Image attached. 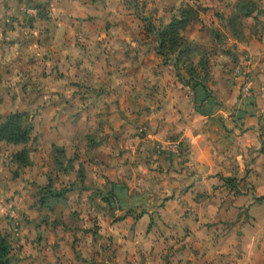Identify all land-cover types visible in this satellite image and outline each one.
<instances>
[{
	"label": "crops",
	"instance_id": "crops-1",
	"mask_svg": "<svg viewBox=\"0 0 264 264\" xmlns=\"http://www.w3.org/2000/svg\"><path fill=\"white\" fill-rule=\"evenodd\" d=\"M8 1L0 0V123L32 108L73 112L78 104L89 107L81 119L42 115L37 128L43 144L65 149L70 162L67 158L59 171L70 164L72 171L83 172L80 184L74 173L70 177L74 195L69 203H79L82 189L80 205L93 204L86 218L99 226L86 237L77 230L75 247L83 251L82 259L73 249L62 250L64 245L59 250L48 246L50 239L53 244L61 237L65 244L71 240L68 229L56 230L62 234L53 238L45 222L38 220L36 228L23 221L30 238L38 235L34 245L21 241L23 264H264V21L252 13L253 29L246 39H233L238 62L247 58L249 68L236 73L237 60L229 52L220 53L217 58L225 61L213 65L207 88L193 89L162 64L155 48L137 47L145 42L129 27L140 21L126 19L124 0L103 5L98 0H37L50 15L31 21L33 26L21 12L20 0ZM84 12L93 13L89 24L100 28L92 51L73 38L75 15ZM41 24L52 29L43 32L36 28ZM116 28L119 36L113 34ZM99 42L109 52L98 51ZM56 50L58 55L47 54ZM34 77L36 85L31 84ZM81 77L85 85L73 83ZM244 82L253 94L250 106L240 97ZM79 91L82 95L75 94ZM119 107L125 116L119 115ZM78 137L90 144L78 149ZM29 142L0 140L1 160L5 146L30 150L27 174L12 178L13 161L0 181L9 204L15 187L28 191L30 173L39 178L46 168L33 163ZM58 175V183L66 186L64 175ZM94 191L98 195L92 199L87 194ZM110 195H118V207ZM7 220L18 242L21 221Z\"/></svg>",
	"mask_w": 264,
	"mask_h": 264
},
{
	"label": "rangeland",
	"instance_id": "rangeland-1",
	"mask_svg": "<svg viewBox=\"0 0 264 264\" xmlns=\"http://www.w3.org/2000/svg\"><path fill=\"white\" fill-rule=\"evenodd\" d=\"M12 1V0H9ZM8 1V2H9ZM39 1V0H38ZM94 1V0H93ZM106 0H98V3L103 5L106 4ZM23 2V3H22ZM104 2V3H103ZM126 7V12L124 13V16L126 19H134L138 20L140 22H137L135 26H130L129 28L132 29L133 33L137 36V38L140 39V42L142 45L137 46L143 47L144 44L146 46L155 48L157 50L158 47V40L157 36L154 32L151 31V27L149 25L152 23L154 26H156L157 29H162L166 27L172 20L174 16L180 17L182 15L183 10L192 8L193 10L190 12L189 16V22L186 26V28L181 32L184 40L182 41L180 47L182 49V55H179L178 52L172 53L169 57V62H165L164 56L159 53V57L162 61V64L166 65L168 69H172L175 74H177L175 63L178 58H180V70H181V76L183 79H188L190 77V74L193 72H196L200 77H202L206 82L208 81L209 76L211 77V71L212 67L215 64H219L225 61V60H219L217 56L219 57V54L229 52L234 59L239 61V55L236 52L237 46L236 42L233 41L235 39V36L238 37L240 40H245L247 32L251 28V24L253 23L252 17H245L244 13L246 10H251L252 13L255 16L256 20L264 21L262 20V17H264V9H260L261 7H264V0H124L123 1ZM21 4V12L25 13L26 20L28 23H32V26L34 25L33 22H37L38 18L42 20L45 17H48L50 15V10L47 8H44V6H37V0H27L22 1L20 0ZM83 4H86L85 1ZM242 4H246V9H241L240 6ZM16 5L17 3L14 2ZM96 5V4H95ZM35 11L27 12L26 9L35 8ZM258 9V11H257ZM19 11V10H18ZM30 13V14H29ZM62 15H65V13H62ZM93 13L84 12L79 13L75 15L76 18V25H75V32L73 38L74 40L81 46L83 49L86 47L92 51L95 49V46L97 43L96 41L93 42V40H96V37L93 36L95 32H98L100 28H92L90 26V22L93 20ZM130 15V16H129ZM238 20H237V18ZM240 24H237L239 22ZM13 22V21H12ZM51 26V25H50ZM36 28L43 30V32H46L51 30L47 29L43 24H41V27L36 25ZM106 30H110L107 29ZM131 31V32H132ZM43 32H39L41 35ZM114 35H120V29L116 28L113 30ZM30 32H27V35H29ZM93 37H95L93 39ZM243 40V41H244ZM90 41V42H89ZM91 43V44H90ZM100 48L98 51H101V49L107 53L109 52L108 48L105 46V43L99 42ZM92 47V48H91ZM105 47V48H104ZM145 47V46H144ZM158 52V50H157ZM31 53H34V55H37L34 50H31ZM54 53H57L58 55L60 52L58 50L56 51H50L47 54L55 55ZM31 56V55H30ZM224 59V58H222ZM245 61L249 60L247 58L243 59L242 61L238 62L239 64L233 67V70L235 69L236 73L237 68L241 67V69L245 68ZM225 63V62H224ZM223 63V64H224ZM226 66V63H225ZM160 68V67H159ZM30 74V77L33 76L32 72H28ZM32 79V78H31ZM179 81L182 82L181 78H179ZM75 84L78 86H83L86 83V80L81 77L77 80H73ZM242 83V80L240 81V84ZM32 85L37 84V77H34L31 80ZM242 89V86L240 87ZM241 91V90H240ZM84 93V92H83ZM42 94V93H39ZM75 94L82 95V91L75 92ZM241 99L243 102L245 101L248 106L253 104V94L250 98H244L241 96ZM46 101H51V97L47 98ZM56 99V98H55ZM57 99H60V96L57 97ZM42 103H45L42 100ZM250 104V105H249ZM47 108H32L26 112L28 115V120L30 121L33 130V137L32 141L27 144V146L32 150L33 152V163L37 165H41L43 170L42 172H39V178H36L37 174H31V177L28 178L27 186H29V190L25 191L20 190L21 185L18 187H15V194L13 196V201L9 204L7 203L8 200L6 199L5 194L7 192L6 188H2L0 186V228L2 229V232L6 234V236L9 238V241L12 246V259L18 263L23 264V260L26 259L24 257H20V255H23L22 246H20L21 241H33L32 244L34 245V240L38 238V235L34 238H30L29 231L28 234L26 232V226L24 224V227L22 225V222L33 223L37 228V223L41 221V223L46 224V226L50 229V233L48 235L50 237H60L61 234H59V231L66 232L67 229L71 231L72 238L70 237L71 234L68 235L71 240H67L66 244L64 239L61 237V242L56 244H53V239H50L47 237V240H51V242H48V246L53 247V249H61V245H64L65 247H62V250L65 249H73L75 252V255H77V258L83 259V251L81 249H77L75 245L79 246V238H78V231H82V234L84 237H86V234L88 232H96L94 229L99 228V226L96 225L97 222H90L87 220V216L90 213V209L93 207L88 205H80L82 204V189L80 192L79 197L77 198L79 203L77 205L70 206L69 200L71 199L72 195H74L73 190V184L71 183V175L76 177L78 183L83 179L82 171H72L70 169V164H67L66 169L64 171L60 170L62 166L60 167L59 163L57 162V158L60 159L63 157V161L68 160L69 158L65 155H61V151L59 150V147H55L53 144H43V139L40 138V132L38 126L42 125V115H44V119L48 116H56L57 113H60L62 116L68 117H78V119L85 118V111L89 109V107H85V103L83 105H79L78 107L73 110V112H69V109L66 108H59V110H56L57 112L47 111ZM70 109H73L70 107ZM119 115L125 116V111L122 110L120 107L118 108ZM130 110V109H129ZM45 111V112H44ZM128 111V110H126ZM234 111V110H233ZM88 113V112H87ZM99 113V112H97ZM101 114L105 113V110L100 111ZM130 113V111H128ZM100 114V115H101ZM110 114V112H108ZM34 115V116H31ZM92 117H89L91 119ZM35 119V120H34ZM41 122H40V121ZM42 130V128H41ZM69 132V131H67ZM81 137V136H80ZM78 137L77 142L80 145L78 149H81L82 144L85 145V141L87 138ZM73 140L69 145H72ZM89 140V139H87ZM26 146V147H27ZM62 148V147H61ZM86 147H84L85 149ZM4 152L2 154V160L0 162H4L5 168L3 172L0 174V181L5 179V174L7 172V169L13 162L11 159L14 154L19 151V148H16L15 146H5ZM30 151V150H29ZM72 153V151H71ZM68 158V159H67ZM70 162V159L68 160ZM64 163V162H63ZM62 163V165H63ZM8 164V165H7ZM65 164V165H66ZM33 166V165H32ZM13 167V168H12ZM10 170L11 177L16 178L18 176H22L23 174H27L26 168L27 164L23 165L22 163H17L16 165H13ZM9 171V170H8ZM58 172H61L62 175H64V178L62 179L63 183H66V186H63L62 184L58 183L61 180V177L58 175ZM72 176V177H73ZM38 180L44 181L45 186L39 185ZM57 181V182H56ZM76 182V181H75ZM49 183L52 186V189H55L56 191H63L60 195L54 196L50 195V187ZM57 183V184H56ZM74 183V182H73ZM80 184V183H79ZM57 185V186H56ZM59 187V188H58ZM19 189V190H18ZM67 189V190H63ZM80 189V188H79ZM78 193V192H77ZM76 193V194H77ZM94 193V194H93ZM89 197L92 198V196L98 195L97 192H93ZM108 193V192H107ZM110 193V192H109ZM85 195V194H84ZM118 195H110V198H112L113 205L115 207H118L120 205V199L117 197ZM12 197V196H11ZM94 199V198H92ZM10 205V210L7 204ZM12 212H15L13 216ZM84 214L85 216L83 218H80L78 215ZM62 215V216H60ZM71 216V221L67 220L65 217ZM91 215V213H90ZM8 218H14L17 219V222L19 227L18 231H20V234L18 235L19 241H16V235L14 233L15 230L10 233V225L11 222H8ZM39 220V221H38ZM86 223H85V222ZM82 222V224H81ZM84 222V223H83ZM83 225V226H82ZM82 226V227H80ZM14 228V227H13ZM55 230V233H54ZM56 230H59L56 232ZM78 230V231H77ZM74 231V232H73ZM31 232V231H30ZM22 233L25 234V236H22ZM81 234V233H80ZM81 234V235H82ZM67 238V234L64 235ZM53 237V238H54ZM49 238V239H48ZM21 239V240H20ZM43 237L40 238L42 240ZM17 242V243H15ZM49 248V249H50ZM20 254V255H19ZM19 255V256H18Z\"/></svg>",
	"mask_w": 264,
	"mask_h": 264
},
{
	"label": "trees",
	"instance_id": "trees-1",
	"mask_svg": "<svg viewBox=\"0 0 264 264\" xmlns=\"http://www.w3.org/2000/svg\"><path fill=\"white\" fill-rule=\"evenodd\" d=\"M242 9H246V4H242L240 6ZM192 8L185 9L182 12L180 17L174 16L173 20L164 28L157 29L152 23L149 25L151 27V31L154 32L157 36L158 40V53L164 56L165 62H169V57L172 53L178 52L179 55H182V49L180 47L184 37L182 35V31L186 28L189 22V14L192 11ZM245 17L251 16L252 11L246 10L244 13ZM237 18V17H236ZM238 20V18H237ZM239 22V21H238ZM241 25V22L237 23ZM238 39L237 36H235ZM177 75L182 79V82L193 89H196L198 86H204L207 88L206 81L200 77L196 72L190 74L188 79H183L181 76L180 70V58L176 60L174 64ZM28 115L23 112H15L9 115L3 122L0 123V140H5L7 142H12L15 144L19 143H27L31 139L32 125L28 120ZM57 147V145H54ZM61 151V155L65 156V149L59 147ZM13 161L17 163H26L31 164V159L29 156V150L24 148L21 151L17 152L13 156ZM57 162L61 166L63 161V157L58 159ZM49 187L51 188L49 191L50 195H60L63 191H56L52 189L51 184L49 183ZM67 190V189H63ZM0 264H18L12 259V246L8 239V237L2 232L0 228Z\"/></svg>",
	"mask_w": 264,
	"mask_h": 264
},
{
	"label": "built area",
	"instance_id": "built-area-1",
	"mask_svg": "<svg viewBox=\"0 0 264 264\" xmlns=\"http://www.w3.org/2000/svg\"><path fill=\"white\" fill-rule=\"evenodd\" d=\"M245 67L246 68L250 67V64L247 63V61H245ZM240 70H241V67L237 68V71H240ZM241 96H243L244 98H250L252 96L251 87L246 82H244L242 85Z\"/></svg>",
	"mask_w": 264,
	"mask_h": 264
}]
</instances>
